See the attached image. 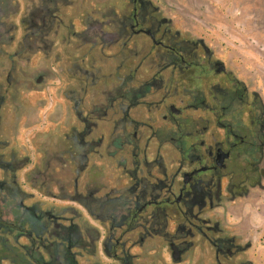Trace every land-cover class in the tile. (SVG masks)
<instances>
[{
	"label": "flooded vegetation",
	"instance_id": "flooded-vegetation-1",
	"mask_svg": "<svg viewBox=\"0 0 264 264\" xmlns=\"http://www.w3.org/2000/svg\"><path fill=\"white\" fill-rule=\"evenodd\" d=\"M27 1L19 20L26 24L22 38L27 41L28 51L42 53L46 61L55 46L54 39L59 37L56 59L65 63L60 70H65L67 79L78 86L76 134L85 163L78 168L73 197L92 214L80 201L85 192L95 206V219L103 225L107 222V227L101 234L95 227L90 230L84 226L90 237L86 241L82 226L59 223L60 216L43 209L37 200L25 203V197H33L34 193L22 190L15 175L7 180L0 174V264H19V253L23 254V264H79L77 256L81 251L76 249H89V255L96 256L99 244L113 264H207V248L214 264H256L248 252L252 234L228 222L229 207L220 204L227 197L244 194L245 182L259 183L255 166L264 145V117L256 93H248L242 81L213 57L203 39L172 29L170 20L158 14L150 0H127V10L109 21L116 28L111 42L123 37L121 46L127 49L132 62L139 54L132 68L141 70L138 86L125 88L131 79L128 73L120 79L115 95L106 98L102 107L94 108L97 103L86 104L83 92L84 85L93 83L96 76L82 64L92 67L95 57L87 52L70 55L67 28L69 37L95 44L96 39L104 40L100 21L92 15H81L80 28L73 29L72 23H66L68 0ZM0 4L5 7L0 8L2 44L7 33L17 31L12 24L4 27L3 18L17 15L20 0H0ZM139 35L142 46L134 50L136 43L128 46L127 42ZM7 38L13 41L15 35L8 34ZM47 63L49 70L51 62ZM68 66H73L75 72L69 74ZM48 75L47 71L37 74L36 83ZM135 106H139L138 117L130 113ZM105 118L119 141L115 145L114 137L109 136L105 146L115 145L109 155L122 152L133 153V157L117 161V185L107 190L98 180L100 170L91 163V177L95 180L88 188L87 181L79 182L78 178L87 168L88 155L98 154V147L103 145V133L96 139L92 133ZM6 146L7 141L0 137V173L5 167L2 148ZM28 163L26 159L20 167ZM78 185H82L81 189H77ZM13 193L21 198L22 207L38 213L40 234L35 235L33 227L30 232L18 233L12 222L4 229L3 219L8 216H4L2 203L6 195ZM44 195L54 196L49 189L44 190ZM134 230L137 239L132 246H142V254L130 253L126 247L124 236ZM4 244L13 248L15 259L2 257Z\"/></svg>",
	"mask_w": 264,
	"mask_h": 264
},
{
	"label": "rangeland",
	"instance_id": "rangeland-1",
	"mask_svg": "<svg viewBox=\"0 0 264 264\" xmlns=\"http://www.w3.org/2000/svg\"><path fill=\"white\" fill-rule=\"evenodd\" d=\"M150 1L158 8V14L170 20L172 29L193 39H203L204 44L213 52V57L242 81L248 93H256L262 102L264 117V0ZM26 3L27 0H20L17 15L3 18L4 27L8 28L12 24L17 31L7 33L15 35L13 41H7L6 35L2 39L6 41L0 43V137L7 141V146L2 148L5 167L0 174L7 180L12 174L15 175L22 190L34 193L33 197H25V203L36 200L41 202L43 209L60 216L59 223L68 226L70 222H74L79 227L82 226L84 239L90 241L83 227H89L90 230L95 227L101 234H105L107 222L103 225L95 219V206L86 198L85 192L80 201L90 208L92 214L73 197L78 168L85 163L79 154L76 134L78 120L75 115V100L78 86L67 79L65 70H60V67L65 68V63L56 59L60 50L59 37L54 39L55 46L46 61L42 53L28 51L27 41L22 38L26 24L19 20L25 13ZM68 3L65 9L69 16L66 23H72L73 29L80 28L79 19L92 15L90 17L100 21V31L105 33L104 40L99 38L95 44H90L84 39L81 41L79 38L69 37L67 28V48L70 55L87 52L95 57L93 68L86 63L82 64V67H87L96 76L93 83L84 85L86 92H83V96H87L86 104L93 106L97 103L94 108H99L105 104L106 98L115 95V88L123 76L131 74V79L125 86L130 89H135L140 79L141 70H132L139 60V54L132 62L127 49L121 46L123 37L111 42L116 35V28L109 21L118 19L127 10V0H68ZM0 8L4 10L5 7L0 4ZM134 42V50H139L142 36L131 37L127 45L133 46ZM48 61L51 62L49 70L46 69ZM127 61L132 63L128 65ZM69 67L68 73H74V67ZM44 71L50 72V75L45 76L41 83H36V75ZM138 111L139 106H135L130 113L138 117ZM101 133L104 135L103 145L98 147V154L88 155L87 168L78 181H87L88 188L93 186L95 179L91 177L92 163L94 169L100 170L98 180L105 184L104 190H107L110 185H117L115 177L120 173L117 161L132 158L133 153L118 152L109 155L115 151V145L119 141L115 138L117 133L112 134L111 125L106 118L98 122L92 136L96 139ZM109 136L110 139L114 137L115 145L105 146L110 141L107 140ZM26 159H29V163L20 167ZM16 167L18 169L14 170ZM255 167L259 171V183L253 182L250 185L245 182L244 194L227 197L220 204L229 207L226 219L228 222L252 234V246L248 252L253 254L256 264H264V145ZM81 187L82 185H78L77 189ZM46 189L54 196L44 195ZM102 199L104 198L100 200ZM119 232L120 230H116L117 234ZM126 237L129 252L142 254V246H132L137 239V230L126 233L124 238ZM96 247V256L89 255V249H76L81 251L77 256L78 263L93 264L99 260L100 264H113L101 245ZM162 252L165 253V250ZM205 254L207 264H214L209 256L210 248H207Z\"/></svg>",
	"mask_w": 264,
	"mask_h": 264
},
{
	"label": "trees",
	"instance_id": "trees-1",
	"mask_svg": "<svg viewBox=\"0 0 264 264\" xmlns=\"http://www.w3.org/2000/svg\"><path fill=\"white\" fill-rule=\"evenodd\" d=\"M20 201H21V198L17 195V193H13L11 196L6 195V197L4 198V201L2 203L3 209H4V216H8V218L3 219L4 229L7 230L6 228L9 227V225L11 226L10 222H12V224L18 228V233L20 232L26 233L27 230H29L30 232V230L33 227L34 234L35 235L40 234L41 228L38 227V221H39L38 220L39 218L37 217L38 213L35 210L32 211V210H28L22 207V204ZM12 215L14 218L11 220L9 218ZM55 246L51 247V251H54ZM2 249H3L2 251L3 258L4 257H10L12 259L16 258L17 254L16 253L14 254V252L12 251L13 248L10 249L9 246L4 244ZM17 260H18L17 263L23 264V262H25V260L23 261V254L19 253Z\"/></svg>",
	"mask_w": 264,
	"mask_h": 264
}]
</instances>
